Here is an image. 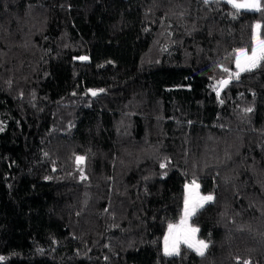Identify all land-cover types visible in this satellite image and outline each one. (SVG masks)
Returning a JSON list of instances; mask_svg holds the SVG:
<instances>
[{"label":"trees","instance_id":"trees-1","mask_svg":"<svg viewBox=\"0 0 264 264\" xmlns=\"http://www.w3.org/2000/svg\"><path fill=\"white\" fill-rule=\"evenodd\" d=\"M232 13L0 0V264H264V66L215 90L264 12ZM193 178L207 250L165 256Z\"/></svg>","mask_w":264,"mask_h":264},{"label":"snow or ice","instance_id":"snow-or-ice-1","mask_svg":"<svg viewBox=\"0 0 264 264\" xmlns=\"http://www.w3.org/2000/svg\"><path fill=\"white\" fill-rule=\"evenodd\" d=\"M209 0H205L208 3ZM228 4L234 9L232 13L233 18L240 15L243 11L264 12V3L262 0H226ZM261 29H264V25L257 22L253 26V44L251 52L249 54L247 49L240 48L235 50V64L238 71L235 73L229 72V69L223 70L229 73L228 78L222 79L217 82L215 90L217 97L220 95V89H223L229 85L233 78L239 79L241 72H251L254 69L264 66V38H261ZM81 60H86L87 57H80ZM93 96L97 95V91L90 90ZM103 92L104 89H99ZM222 102V101H221ZM252 109H246L251 111ZM3 129H0L2 131ZM79 162H83L84 157H77ZM161 164V167H164ZM199 185L195 181H192L191 187L185 185L186 195L184 199V213L180 219L178 225L169 224L168 233L164 237V255L173 256L179 255L180 245H185L188 249L195 251L198 255L203 256L208 244L203 240L196 239V233L198 228L189 225L188 221L196 215L199 208H202L204 203L212 200V196H200L198 193ZM6 258L0 256V261H4ZM244 264H249L245 261Z\"/></svg>","mask_w":264,"mask_h":264},{"label":"rangeland","instance_id":"rangeland-1","mask_svg":"<svg viewBox=\"0 0 264 264\" xmlns=\"http://www.w3.org/2000/svg\"><path fill=\"white\" fill-rule=\"evenodd\" d=\"M259 23H260V22H259ZM248 52H249V54H250V51H248ZM236 69H237V68H236ZM237 71H238V70H237ZM192 181H195L196 184L199 185L198 193H199L200 196H209V195H211L212 198L214 197L213 194H206V193H204V192L201 191V182H200L197 178H193L192 180L188 181L185 185H189V186L191 187V185H192ZM185 195H186V190H185ZM212 200H213V199H212ZM212 200L205 202L203 206H205L206 204L212 202ZM199 209H201V208H199ZM199 209H198V210H199ZM198 210H197V212H198ZM197 212H196V213H197ZM183 213H184V210H183ZM182 216H183V214H182ZM191 218H192V217H191ZM188 223H189L190 226L195 227V228H198V227L192 225V223H191V219L188 221ZM178 224H179V222H178V223H174L173 225H178ZM167 233H168V229H167V231H166V234H167ZM166 234H165V235H166ZM164 237H165V236H164ZM196 239H197V240H203V239H201V238L199 237V231L196 233ZM203 241H205V240H203ZM205 242H206V241H205ZM206 243H207V242H206ZM207 244H208V243H207ZM181 245H183V244H181ZM181 245H180V247H181ZM206 250H207V249H206ZM206 250H205V252H206ZM179 251H180V249H179Z\"/></svg>","mask_w":264,"mask_h":264},{"label":"water","instance_id":"water-1","mask_svg":"<svg viewBox=\"0 0 264 264\" xmlns=\"http://www.w3.org/2000/svg\"><path fill=\"white\" fill-rule=\"evenodd\" d=\"M231 82H233V79L231 80ZM231 82H230V83H231ZM230 83H229V84H230ZM225 88H226V87H225ZM225 88L220 89V94L223 92V90H224ZM90 93H91V91H90Z\"/></svg>","mask_w":264,"mask_h":264}]
</instances>
